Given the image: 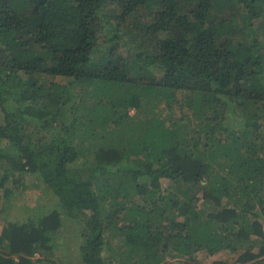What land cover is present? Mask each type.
Wrapping results in <instances>:
<instances>
[{
  "label": "trees",
  "instance_id": "obj_1",
  "mask_svg": "<svg viewBox=\"0 0 264 264\" xmlns=\"http://www.w3.org/2000/svg\"><path fill=\"white\" fill-rule=\"evenodd\" d=\"M263 5L0 0V264H59L63 218L81 264H264ZM29 174L60 210L12 219Z\"/></svg>",
  "mask_w": 264,
  "mask_h": 264
},
{
  "label": "rangeland",
  "instance_id": "obj_2",
  "mask_svg": "<svg viewBox=\"0 0 264 264\" xmlns=\"http://www.w3.org/2000/svg\"><path fill=\"white\" fill-rule=\"evenodd\" d=\"M240 6L242 8V5L235 1V4L229 3L220 7H214L209 12V14L214 19H223L227 18L235 11L234 19H232L233 23H231V27L236 30L235 33L232 34V37L235 40L242 38V36L246 33V30L243 28V24L239 21L240 14L238 13V9ZM261 17L264 23V5ZM123 44L124 46L122 47V53L126 56L131 52L129 50L132 48V43H129L128 40L125 41L124 39ZM55 79L60 82L63 81L59 78ZM133 112L134 111L131 109L130 114H133ZM170 114L176 117L179 115V110L174 108V110H166L163 112V116L167 118L171 116ZM1 116L2 113L0 112V117ZM5 170L10 172L11 166L4 160H0V176ZM16 184L18 185V188L12 193V196L9 199V201L13 204V206H11V208L8 210V216H10V218L15 219V217H33L35 214L37 215L40 212L44 213L56 208L57 210H60V207L57 206L56 196L45 186V184L42 183L36 174L25 175L21 178V180H18L15 185ZM6 186L13 187L14 184L8 180L4 183V187ZM2 190L3 189H0V194H2ZM6 216L7 215L5 213L0 211V231L4 226ZM79 235V226L76 223L70 221V219L63 218L59 235L53 238L52 242L54 245V258L59 264H81V255L78 248L80 241ZM236 256L237 255L235 253L229 251H220L214 255H208L204 252H197L195 254V263L212 264V262L215 260H225L228 264H233V260H235ZM35 257L37 258L38 255H35L34 258ZM174 262V259L167 258L163 264H171Z\"/></svg>",
  "mask_w": 264,
  "mask_h": 264
}]
</instances>
